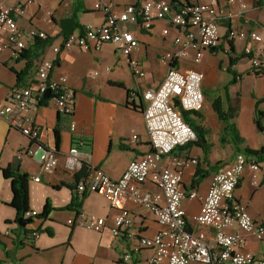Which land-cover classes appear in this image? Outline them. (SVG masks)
<instances>
[{"label": "crops", "instance_id": "0c3cea01", "mask_svg": "<svg viewBox=\"0 0 264 264\" xmlns=\"http://www.w3.org/2000/svg\"><path fill=\"white\" fill-rule=\"evenodd\" d=\"M5 5L26 0H0ZM104 5L121 9L127 5H140L145 0H99ZM174 8L193 0H166ZM219 0V29L221 45L205 50L198 69L204 74L203 91L205 105L201 116L193 119L204 131V147L197 144L175 150L174 155L197 159L198 165L184 170L182 188L187 197L183 202L187 228L208 241L213 240V230L200 226L195 217L200 213L215 173L223 166L233 163L235 156L245 149L259 151L264 149V132L257 129L258 111L264 113V80L253 72L251 63L244 54L249 44L245 40L233 41L234 52H229L226 39L230 29L255 31L264 39V0L255 6V0ZM243 3L246 8H242ZM94 0H32L27 12L18 19L21 28H37L53 38V44L42 55L34 50L35 41H28L26 49L17 59L10 53L0 55V102H5L13 88L27 87L36 79V66L43 57L55 58L53 47L62 45L60 24L75 14L79 24L85 29L90 25H102L105 21L103 11L94 9ZM51 17L52 23L47 19ZM249 24H245V21ZM139 41V47L131 58L138 60L146 76L136 80L128 60L117 55L114 45L106 44L99 51L86 52L78 48L62 51L55 59L53 77L65 76L69 87L75 93V111L71 117L60 114L53 101L29 110L25 116L39 129V142L48 149H54L59 156V165L53 174H45L41 163L30 156L18 159V152L32 148V143L20 131L12 129L7 121H0V233L10 252L7 256L0 245V264H146L151 250L137 249L135 241L124 236L114 237L111 232L118 210L113 209L104 196L98 193H80L75 184V175L65 170L66 157L73 146H77L85 165L101 169L112 179L118 180L129 163L150 152V139L145 127L142 112L127 105L128 91L137 89H157L162 80L153 85L148 80L146 66L166 52L174 50L173 40L182 30L172 27L167 20L156 21L149 31L136 25H127ZM73 34H80L76 30ZM107 46L113 47L116 59L105 60L100 64L97 54ZM254 48L264 49L263 45ZM121 54V53H120ZM231 58L234 65H231ZM264 59V50H263ZM100 67H97L96 64ZM92 67L97 70L92 72ZM94 68V69H95ZM110 68V71L108 70ZM100 70V71H99ZM98 74V75H96ZM130 74V75H129ZM120 83L123 87L118 86ZM210 93V94H209ZM213 95V97L211 96ZM227 95L231 99L238 96V115L232 123V133H224L225 124L219 119L212 103L216 98L224 102L227 109ZM142 97H137L135 106H143ZM211 104V108L209 106ZM75 123L77 130L71 131ZM213 130V131H212ZM216 132L211 138L209 132ZM138 136L135 144L129 141ZM235 138L241 139L237 143ZM78 145H75L76 143ZM245 153V152H244ZM254 157L259 165V183L254 184L252 173L245 171L234 196L244 203L251 217L257 223H264V153ZM10 168L29 176V212L44 211L47 203L52 207L48 219L33 217L27 226L32 233L23 236L15 223L16 210L9 205L12 201L11 180L3 176L2 169ZM80 171V170H79ZM40 177V181L35 178ZM143 191H155L153 185L142 186ZM196 191L199 198L191 200L189 192ZM82 198L80 208L67 209L72 201ZM126 208L133 215L135 225L131 229L136 237H150L157 230L155 217L146 209L128 200ZM78 213L94 215L105 219L102 231L89 230L68 221L75 220ZM37 231H42L39 233ZM51 234H50V233ZM17 239L22 244L15 245ZM246 249H252L255 256L264 259V242L247 236ZM126 252L132 253L129 262H121ZM196 264V263H193Z\"/></svg>", "mask_w": 264, "mask_h": 264}, {"label": "built area", "instance_id": "2783aa9c", "mask_svg": "<svg viewBox=\"0 0 264 264\" xmlns=\"http://www.w3.org/2000/svg\"><path fill=\"white\" fill-rule=\"evenodd\" d=\"M94 9L103 11L102 25L87 26L82 34H72L62 40V45L53 47L55 58L43 57L36 66V79L27 87H15L5 102H0V121L7 119L10 127L34 143L25 152H18L19 160L27 156L41 163L45 174H53L59 165V156L54 149H48L39 142V129L25 114L37 106L53 101L58 112L70 116L75 111V93L69 87L67 77H53L55 59L64 51L74 48L91 52L99 51L106 44L114 45L129 63L133 76L138 81L146 76L141 63L131 56L139 47L135 34L126 28L136 25L151 30L156 21L167 20L179 30L173 40L174 50L162 55L167 73L157 89H137L130 93L129 102L134 104L142 97V111L151 150L143 157L131 161L118 180L112 179L101 169H92L77 184L80 193H98L104 196L113 209L118 210L111 232L114 237L124 236L135 241L137 249L151 250L146 264H264L252 249H246L247 236L264 242V223H257L251 217L244 203L238 201L234 192L245 171L252 173L253 183H259L258 161L244 153L236 154L229 166H223L214 175L208 192L203 199L200 213L195 217L198 225L213 230V240L195 234L187 228L183 202L187 197L182 188L184 170L198 165L197 159L178 157L175 150L197 141L193 128L185 121L184 112L200 113L205 105L203 91L204 74L198 69L205 50L221 45L219 29V0H193L178 8L166 0H145L142 4L127 5L121 9L104 5L94 0ZM235 4L236 0H229ZM32 0L5 5L0 1V55L10 53L17 59L26 49L28 41L45 40L48 35L37 28H21L18 19L27 12ZM244 9L246 6L240 3ZM52 23V18L47 19ZM245 24H249L246 20ZM227 41L245 40L248 45L244 54L251 63L254 73L264 80L263 50L254 45H263V37L255 31L230 29ZM110 71V68L108 69ZM98 75V74H96ZM49 98H45L47 93ZM175 101H178L176 106ZM71 131L77 125L71 123ZM137 135L129 141L135 144ZM77 146L71 147L66 157L65 170L76 175L84 164ZM40 181V177L35 178ZM151 184L155 191H143L142 186ZM188 198L198 199L196 191ZM131 200L148 210L156 219L158 230L150 237H136L131 230L135 225L133 215L126 208ZM27 215L35 217L37 212ZM105 219L79 213L69 225L76 224L89 230L102 231ZM38 233L32 237L38 238ZM132 253L126 252L121 262H129Z\"/></svg>", "mask_w": 264, "mask_h": 264}, {"label": "trees", "instance_id": "16d2710c", "mask_svg": "<svg viewBox=\"0 0 264 264\" xmlns=\"http://www.w3.org/2000/svg\"><path fill=\"white\" fill-rule=\"evenodd\" d=\"M262 2H263V0H255V6H257V7L260 6L262 4ZM60 27H61V36L63 37V39H67L76 30H80V34H82L84 31V28L79 24V21L77 19L76 14L73 17L64 20L60 24ZM53 41H54L53 38H50V37H47V39H45V40H36L34 43V45H35L34 50H36L40 55H42L43 52L53 44ZM228 45H229V52L233 53L234 52L233 42L232 41L228 42ZM230 63H231V65L235 64L234 60L232 58L230 60ZM117 85L120 87H123V85L120 83H118ZM130 93H131V91L129 90L128 91V98L130 97ZM238 98H239V96L233 100L227 95V98H226L227 109L226 110H224V102L220 98H216L212 103L213 109L216 112L217 116L225 124V128L223 131L225 134L226 133L230 134L235 129V126L232 123V121L238 115V107H237ZM127 105L130 106L131 108H133L134 110H139L140 112L143 111V107H144V105L143 106L142 105L141 106H135L132 103H130L129 101L127 102ZM190 115L191 114L188 112L183 113V117H184L185 121L195 131V133L197 135V141L190 143L187 146L197 144L199 146L204 147L203 145H201L202 141L204 140V131L197 124V121L195 119H193ZM63 116L70 117L67 115H63ZM200 116H201L200 114L196 115V117H198V118ZM256 125H257V129L260 132H264V113L263 112L258 111V117L256 120ZM235 141L238 144L242 142L241 139H238V138H235ZM74 144L78 145L77 142ZM182 148H184V147H182ZM179 149H181V148H179ZM244 152L250 156H258V155L264 153V149H261L259 151H253L250 149H245ZM2 173L6 179L11 180L13 198H12V201L9 203V205L16 210V218H15L14 222L18 223V221L20 219L29 220V222H27V225L25 227L18 226V228L23 232V236L28 237L30 235V233H32V231H29L27 229V226L33 222V217L27 215L28 213H30L29 212V210H30L29 209V190H28L29 176L26 174H22L21 172H19L17 170H15V171L11 170L10 168L2 169ZM88 174H89V167L87 165H83L82 168L80 169V171L75 175V184L77 185L81 181V179L87 177ZM81 205H82V198L77 196L72 201V203L68 206L67 209H72V208L76 209L77 207L80 208ZM52 210L53 209L50 206V204L47 203L45 208H44V211L38 217L43 218V219H48ZM35 217H37V216H35ZM37 232L42 233V231H37ZM18 244H20V245L22 244V241H20V239H17V241L15 243V245H18ZM0 245L3 247L6 255L10 256V252L7 250V247L2 240L1 233H0Z\"/></svg>", "mask_w": 264, "mask_h": 264}, {"label": "rangeland", "instance_id": "374dc122", "mask_svg": "<svg viewBox=\"0 0 264 264\" xmlns=\"http://www.w3.org/2000/svg\"><path fill=\"white\" fill-rule=\"evenodd\" d=\"M118 56H123L122 54H120V52H117ZM115 55L113 53V47L112 46H107L106 48L102 49L101 52H99L97 54V56L99 57L98 63L100 62V64L104 63V61L107 59H116L118 56ZM124 57V56H123ZM96 64L97 67H100L99 64ZM95 67H92V72L97 70ZM146 70H147V75H148V80L151 84L156 85L159 80L163 79L166 76L167 73V65L165 63L162 62L161 58H157L154 59L152 61V64H148L146 66ZM100 71V70H99ZM130 75V74H129ZM210 94V93H209ZM211 96L213 97V95L211 94ZM210 108H211V104H209ZM192 118L195 116L194 114L190 115ZM213 131V130H212ZM209 132V135L211 138L216 137V132Z\"/></svg>", "mask_w": 264, "mask_h": 264}, {"label": "water", "instance_id": "95a60500", "mask_svg": "<svg viewBox=\"0 0 264 264\" xmlns=\"http://www.w3.org/2000/svg\"><path fill=\"white\" fill-rule=\"evenodd\" d=\"M49 96H50V93L48 92L46 95H45V98H49ZM175 104H176V106H178V101H175ZM27 222H29V220H25V219H20L19 221H18V225L20 226V227H25L26 225H27Z\"/></svg>", "mask_w": 264, "mask_h": 264}, {"label": "bare ground", "instance_id": "6f19581e", "mask_svg": "<svg viewBox=\"0 0 264 264\" xmlns=\"http://www.w3.org/2000/svg\"><path fill=\"white\" fill-rule=\"evenodd\" d=\"M143 109H144V107H143ZM82 168V167H81ZM79 172V171H78ZM79 214V213H78Z\"/></svg>", "mask_w": 264, "mask_h": 264}]
</instances>
